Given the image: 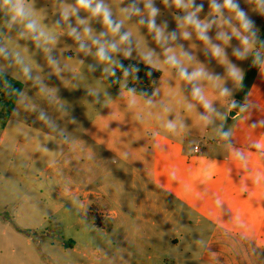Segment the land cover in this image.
Instances as JSON below:
<instances>
[{
	"label": "crops",
	"instance_id": "0c3cea01",
	"mask_svg": "<svg viewBox=\"0 0 264 264\" xmlns=\"http://www.w3.org/2000/svg\"><path fill=\"white\" fill-rule=\"evenodd\" d=\"M42 1L36 0V5ZM105 3L115 20L124 19V32L132 36L135 28L138 34H148L147 23L134 24L135 15L127 18L122 12L132 0ZM137 3L141 10L137 17L148 14L147 0ZM23 5L28 16L17 21H11V13L0 7V48L11 54L9 58L0 55V73L18 80L17 58L32 65L34 52L44 48L49 50L45 54L51 52L52 43L38 42L45 34L66 35L75 41L69 34L75 28L81 37L77 41L87 49L63 46L55 71L62 76L63 63L78 64L73 76L65 77L69 80L64 91L84 71L83 89L96 94L90 104L82 105V123L74 141L66 139L68 128L50 118L20 116L13 125V142L22 146L23 153L31 152L33 162L42 163L51 177L69 180L67 189L75 201L69 209L79 215L75 223L88 220L108 239L107 245L88 250L69 236L61 241L65 249L51 253L48 264H264V152L253 147L257 141L264 145V63H260L246 97L239 98L246 110L227 103L226 111L234 109L232 118L237 117L228 122L222 116L216 119L213 106L221 98L237 97L245 75L244 65L230 55V48L193 43L190 58L181 69L189 74L198 71L199 76L189 81L180 75L177 65H170L174 74L166 76L158 67L163 71L153 93L149 97L130 95L127 84L114 88L107 82L108 74L98 77L82 68L103 63L95 55L93 40L117 42L118 37L106 27L85 25L89 11L79 9L78 15H69L61 27L37 26L33 32L26 27L33 21V0H23ZM74 6L76 0H62V16L66 8ZM86 28L91 32H85ZM132 49L134 55L121 59L152 65L147 62L151 53L143 44ZM167 57L162 60L166 62ZM234 71L239 78L233 76ZM88 78L97 85H87ZM197 88L203 101L193 95ZM225 88L228 95H221ZM22 92L10 117L23 102ZM204 101L209 108H204ZM182 114L187 115L189 124L181 122ZM160 115H173L175 120H161ZM200 116L208 117L209 122L203 120L205 129L196 125ZM10 117H0V144L11 125ZM211 120H217V125L213 127ZM168 123H174L175 129L168 130ZM221 131L231 132L228 140L221 138ZM191 138L196 139L193 145ZM237 150L247 157L246 166L235 156ZM50 161L55 165L48 164ZM35 262H39L38 256Z\"/></svg>",
	"mask_w": 264,
	"mask_h": 264
},
{
	"label": "rangeland",
	"instance_id": "374dc122",
	"mask_svg": "<svg viewBox=\"0 0 264 264\" xmlns=\"http://www.w3.org/2000/svg\"><path fill=\"white\" fill-rule=\"evenodd\" d=\"M35 1L33 0V22L36 27H61L63 25L62 0H44L38 3L39 5H36ZM233 2L238 5V10L244 12L243 21L237 18L236 11L226 7L221 8L219 13L213 11V3L223 5L224 0H194L191 11L203 5L196 19L201 24L211 25L205 32L206 40L199 37L195 25L184 23L183 18L187 15V10L175 6L174 2L153 3L160 12V15L154 18V22L161 30V38L157 39L155 30L148 29V34H138L134 28L131 46L136 48L143 44V47L147 48L146 52L151 53L147 57V62H151L150 66L162 68L164 71L160 70L167 76L173 75L174 71L170 64L162 60L166 56L175 55L177 57L179 61L177 70L180 73L185 59L190 58L191 44L203 42L222 44L223 48H230V55L244 65L245 75L242 79L244 83L252 55L254 52H259L256 45L261 37L264 23V0H233ZM147 19L148 14L143 17L135 15L134 24L141 20L146 23ZM116 20H123V29L124 19L118 17ZM243 23H248L249 27L245 29L242 26ZM85 25L106 27L99 17H93L90 12L86 14ZM185 32L189 34L187 38L184 36ZM173 33L175 38H173ZM44 36V39L38 42L52 43L50 53L45 54L49 50L46 51L44 48L40 52L33 53L32 65L24 59L21 60L22 63H16L19 67L15 74H17V79L24 84L21 97L23 102L18 111L10 117L12 118L11 125L7 129L5 140L0 144V264H48L49 255L63 251L65 248L61 245V241L69 236L76 237L80 247L88 250L97 246H105L108 243L101 229L88 220H83L80 224L75 223L79 215L77 212L73 214L69 209V205L75 202L67 189L70 185L69 180L64 177H51L50 170H45L42 163L33 162L32 153L28 152L27 155L23 153L22 146L15 144L12 139L13 125L17 124L20 116H31L33 120L43 117L42 119L50 118L55 123H62L65 129L68 128L65 134L66 139L74 141L80 129L79 124L82 123L79 120V115L83 112L82 105L86 107L90 104L91 98L96 97L95 93H91L92 90L83 89V70V74L75 78L70 88L64 91L78 64L64 66L63 63L62 76L55 71L58 70L62 60L59 56L61 48L66 45L80 46L82 42L68 40L64 37L66 35L54 37V35L45 34ZM245 39L248 41L247 44L244 43ZM118 40L119 37H117V42ZM126 47V45H120L121 50L112 53L115 61L118 62L124 58L123 51ZM260 59V63H264V53L260 55ZM114 66L103 62L96 66L88 65L82 68L90 69L96 72L95 76L100 77L105 73L103 71L105 67ZM25 67L30 69V79L23 71ZM65 77L69 79L66 80ZM89 80L88 78L85 81L87 85H97L94 79L90 82ZM128 82L129 77L121 79V84ZM252 84L247 91H242L240 87L237 97L221 98L220 102L213 106L216 119L222 116L225 121H236L237 117L232 118L230 110L226 111L227 103L230 102L232 105L233 101L243 102L239 98L246 97ZM31 105L35 108H30ZM5 110L6 105L0 98L1 118L5 117ZM160 119L175 120L173 115H160ZM181 122L189 124L187 115H181ZM213 122L214 127L217 125V120H211L210 124L212 125ZM196 125L198 128L205 129L202 119L196 121ZM190 142L193 145L196 139L191 138ZM49 163L55 165L56 162L50 161ZM73 182H78V179L73 178ZM34 236H42V238L35 239ZM36 256L39 257V262H35Z\"/></svg>",
	"mask_w": 264,
	"mask_h": 264
},
{
	"label": "clouds",
	"instance_id": "9594fccd",
	"mask_svg": "<svg viewBox=\"0 0 264 264\" xmlns=\"http://www.w3.org/2000/svg\"><path fill=\"white\" fill-rule=\"evenodd\" d=\"M173 2L175 4V6L187 10V15L183 18L184 23H186L188 25H195L196 29L198 30L199 37L202 40H206L207 37L205 35V32L211 25L209 23L201 24V22L196 19V16L202 10L203 5L197 6L195 8V11H191L190 9L192 8V6L194 4V0H187V2H185V0H173ZM165 3H167V0H165ZM145 6L148 8V19L146 21L148 29L150 31L155 30L157 33V39H160L162 36L161 30L156 27L155 22H154V18L156 17L159 9L155 6H153V0H147V3ZM0 7H5L11 13V21H17V19H26L28 16V13H27L24 5H23V0H0ZM224 7L236 11L237 18L240 19L241 21L244 20V15H245L244 12L238 10V5L235 4L233 2V0H224L223 5L213 3V11L216 13H219L221 8H224ZM79 9H84V10L89 11L93 17H99L102 20V23L106 26V28L108 30H110L111 35L119 37L118 42L110 41V40H106L104 42H101L100 40H93V43L95 45H97V51H96L95 55L98 58V60L100 62H106L109 65H117L122 70L124 77H128L129 75H133V79L137 83H139L140 82L139 75L134 74V73H138L139 69H134L133 71L130 72L129 68H125V66L122 63H118L117 61H115L113 59V56H112V53H117L121 50L120 45H126L127 46L123 51V55L125 57L130 58L132 56L131 34L127 31H125V32L121 31V29L123 27V20L117 21L113 18L112 11L107 6V4L105 3V0H76V6L71 7L70 9L66 8L64 10V12H63L64 20H67L69 15H78ZM122 12L124 13V15L127 18H131L133 15H139L141 10L138 7L137 0H132V3L128 7L122 9ZM140 22L145 23L144 20H141ZM80 23H84V21L81 20ZM242 26L245 29H247L249 27V24L243 23ZM26 27L30 31H33V32L36 31V24L33 21H29L26 24ZM85 32L90 33L91 30L86 28ZM69 34L75 36V38L77 40L81 39V37L79 36V34L77 33V30L75 28H73ZM41 35H43V33H41ZM101 35L104 36V35H107V33H101ZM188 35L189 34L187 32L184 33L185 38H187ZM173 38H175L174 33H173ZM37 39H38V37H37ZM244 43L245 44L248 43L247 39L244 40ZM80 46H81V49H84V50L87 49V45L84 43H81ZM216 52H217V54H219L220 49L217 48ZM0 55L4 56L5 58H9L11 54L8 53L7 51H5V49L0 48ZM17 63H22L19 60V58H17ZM166 63L175 66L179 63V61L175 55H169L167 57ZM23 71H24L25 75L28 76V78L30 79L31 78L30 69L25 67L23 69ZM103 71L105 73L112 75V76L116 75V68L115 67H105L103 69ZM180 75L183 78L191 81V80L195 79L197 76H199L200 73L197 71V72H193V73L189 74L186 70H182L180 72ZM233 76L239 78V73L234 71ZM128 92L130 95H134L136 92V89L129 88ZM142 95H149V94L145 91L142 93ZM193 95L202 101L204 100L203 96L200 94V89H198V88L194 89ZM221 95H228V89L225 88L221 92ZM97 98H99V97H97ZM150 102L151 101H149V103ZM131 103L134 104L135 99H133L131 101ZM203 106L206 109L210 107V105L207 101H204ZM231 107L232 108L238 107L241 111H245L247 108V105H240L236 101H233ZM200 119L204 120L206 123L209 122L208 117L201 116ZM261 124L264 125V121H262ZM166 127L168 130H174L176 125L174 123H168L166 125ZM181 127H183V125H181ZM252 127L255 128V127H257V125L253 124ZM220 135H221L222 139L228 140L229 137L231 136V132L230 131L229 132L221 131ZM253 147L256 148L257 150L264 152V145H262L259 141L255 142ZM234 154L246 166L247 157L244 155V153L237 150V151H235ZM125 157H127V153H125ZM257 183H259V177H257Z\"/></svg>",
	"mask_w": 264,
	"mask_h": 264
},
{
	"label": "trees",
	"instance_id": "16d2710c",
	"mask_svg": "<svg viewBox=\"0 0 264 264\" xmlns=\"http://www.w3.org/2000/svg\"><path fill=\"white\" fill-rule=\"evenodd\" d=\"M256 48L259 52H254L251 58L249 72L246 75L245 81L241 86L242 91H247L250 87L261 62L260 52L264 51V23L262 28V33L259 41L257 42ZM118 63H122L125 68H129L130 72L134 69H139L138 73H134L135 75H139L140 82L137 83L133 79V75H129V82L126 85V89L134 88L138 95L149 97L154 90L155 82L161 76V70L150 66L148 64H144L138 61H133L130 59H121ZM116 75L112 76L108 74L107 82L114 88H118L121 79L124 77L122 70L115 65ZM0 86H3V89H0V98L4 101L6 105V110L4 111L5 120H7L13 108L15 107L18 98L23 90V83L11 78L7 74L0 73ZM147 92L149 95H142L143 92ZM4 125V123H3ZM2 125V127H3Z\"/></svg>",
	"mask_w": 264,
	"mask_h": 264
},
{
	"label": "water",
	"instance_id": "95a60500",
	"mask_svg": "<svg viewBox=\"0 0 264 264\" xmlns=\"http://www.w3.org/2000/svg\"><path fill=\"white\" fill-rule=\"evenodd\" d=\"M236 102H237L238 104H240V105L243 104L241 101H236ZM235 114H236V112H235L234 109L230 111V116H231V117L235 116Z\"/></svg>",
	"mask_w": 264,
	"mask_h": 264
},
{
	"label": "built area",
	"instance_id": "2783aa9c",
	"mask_svg": "<svg viewBox=\"0 0 264 264\" xmlns=\"http://www.w3.org/2000/svg\"><path fill=\"white\" fill-rule=\"evenodd\" d=\"M195 150L197 151L198 150V147H195Z\"/></svg>",
	"mask_w": 264,
	"mask_h": 264
}]
</instances>
